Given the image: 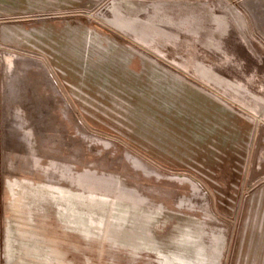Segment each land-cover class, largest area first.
Returning a JSON list of instances; mask_svg holds the SVG:
<instances>
[{"label":"rangeland","instance_id":"rangeland-1","mask_svg":"<svg viewBox=\"0 0 264 264\" xmlns=\"http://www.w3.org/2000/svg\"><path fill=\"white\" fill-rule=\"evenodd\" d=\"M0 264H264V0H0Z\"/></svg>","mask_w":264,"mask_h":264},{"label":"crops","instance_id":"crops-1","mask_svg":"<svg viewBox=\"0 0 264 264\" xmlns=\"http://www.w3.org/2000/svg\"><path fill=\"white\" fill-rule=\"evenodd\" d=\"M90 173H84L83 174V179L80 181H76L74 179V177L71 178H67L70 180L71 185L73 187H77L78 188V192L76 193H81V195L76 196L74 193L75 191H73L72 189L69 188H53L52 191L54 193H58L59 195L61 194V200L62 199H66L69 200L71 203H74V201H79V205L81 206V208L83 209V214H81L79 217H77V221L79 222V226L80 228H84L83 230H85V234L89 235L91 233L94 232L95 224L94 222L88 217V211L89 209H93L96 210V202L97 200L100 201V204H104L105 201L110 200L109 197H106L107 195H101V196H97L96 190H95V180H92L93 177H90ZM61 190V191H60ZM110 196L114 195L111 192L108 193ZM103 198V199H102ZM17 205H19L18 202H16ZM15 204H13V209H15ZM82 226V227H81ZM24 236L26 237V234L24 233Z\"/></svg>","mask_w":264,"mask_h":264}]
</instances>
